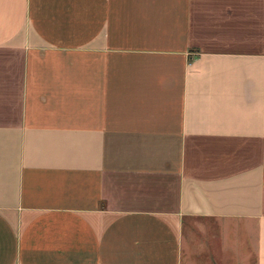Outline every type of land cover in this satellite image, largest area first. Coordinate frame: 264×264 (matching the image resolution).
I'll list each match as a JSON object with an SVG mask.
<instances>
[{"label":"crops","instance_id":"crops-1","mask_svg":"<svg viewBox=\"0 0 264 264\" xmlns=\"http://www.w3.org/2000/svg\"><path fill=\"white\" fill-rule=\"evenodd\" d=\"M0 264H264V0H0Z\"/></svg>","mask_w":264,"mask_h":264}]
</instances>
